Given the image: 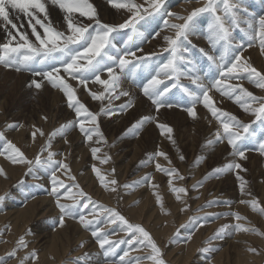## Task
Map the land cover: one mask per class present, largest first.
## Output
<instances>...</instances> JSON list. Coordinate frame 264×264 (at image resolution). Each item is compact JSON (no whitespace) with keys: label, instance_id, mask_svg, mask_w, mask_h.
<instances>
[{"label":"rangeland","instance_id":"rangeland-1","mask_svg":"<svg viewBox=\"0 0 264 264\" xmlns=\"http://www.w3.org/2000/svg\"><path fill=\"white\" fill-rule=\"evenodd\" d=\"M47 1L52 0H44ZM135 2L144 7L148 6L145 0ZM206 2L207 0H163L158 13L146 15L145 19L136 25L137 32L142 35H133L130 28L114 32L112 44L115 48L111 51L122 52L134 45L135 49L132 51L136 56L147 58L141 66L146 68L153 64L156 72L160 64L167 62L170 56V52L165 51L168 44L164 37H174L176 30L168 25L183 23L182 20L176 19V16L187 17L193 9L202 7ZM230 2L236 6L235 11L241 23L239 27L231 28L232 39L225 53V60H231L236 54H240L257 70L264 72V53L261 51L260 39L255 37L250 41L247 24L244 23V21L255 23L264 16V0ZM89 3L95 8L96 17L93 19L80 17L76 24L89 27L93 32L96 28V19H103L104 24L119 25L132 16L126 9L113 7L110 0H89ZM219 9L218 14L223 15L222 3L219 4ZM169 13L174 15H168ZM13 19L16 24L26 22L23 14H20L19 20L15 19L13 14ZM165 21L168 22L167 25ZM212 21L213 16L210 12L200 13L193 18L190 22L188 41L183 45L187 51L182 52L184 59L178 61L182 72L199 76L205 87H210L215 79L220 78L216 66L208 60V55L216 57L219 62L220 54L225 52V46L210 38L209 25ZM3 23L0 20V24ZM17 29L28 32L26 26L17 25ZM118 32L119 37L115 38L117 36L115 33ZM130 35H133L131 41L128 40ZM15 41H19V38ZM132 41L135 42L130 45ZM249 43L251 47H248ZM239 45L243 47H238ZM0 68L5 67L0 65ZM115 70L119 73L118 68ZM136 72L137 68L131 72L126 70V74L121 75L120 82L123 83L119 84L111 99L105 98L96 102L92 98L90 93L102 92L95 90L100 84L95 83L92 77L87 84L91 86L88 88L89 92L84 89L76 92L80 102L92 113L98 114L97 123L103 138L94 135L92 141H86V137L76 126V113L68 106L67 98L59 89L44 92L31 83L15 81L17 77H10L8 84L3 86L5 80L3 73H0V133L4 136V139H0V153L5 152L6 141H11L28 159L34 160L47 143L50 133L61 125L73 122V126L68 128L65 134L52 138L49 150L57 154L55 160L69 165L70 175L75 177L73 182L68 178L69 173L61 169L56 173L60 180L66 185L78 184L79 188L95 202L89 203L84 200V203H89L87 209L81 205L74 217L65 216L64 223H75L81 233L70 225L69 236H64L62 232L65 230L59 224L61 214L56 207V198L49 194L52 188V170L34 168L33 172L29 173L28 165L13 164L4 154H0V168L6 174L0 175V196L5 197L0 201V258H3V264H21V261L23 264H154L147 259L151 249L138 245L135 240L132 244L127 243L126 241L131 239L128 231L119 221L115 224L107 223L108 214L97 205L116 209L130 223L141 225L160 248L161 259L165 264H250V262L264 264V215L253 211L250 205L240 203L241 200H258V206L264 207V155L259 151V143L264 142V120H258L254 115L245 118L249 115L247 112L244 115L238 113L245 112L240 104L235 102V96L240 94L238 91L233 93L232 98L222 96L215 89L209 92L212 101L215 102L214 106L235 116L241 123L249 125V134H246V139L239 142L246 157L241 159L238 155L232 154L233 149L226 138L216 141L217 130L222 133L220 122L211 115L202 102L195 105L197 113L195 119L188 115L186 109L192 107V103L184 88L191 91L193 86L199 88L191 79L180 76L179 80L172 81L161 76L160 78L164 79L162 87L167 86L171 89L163 98L165 105L171 104L172 107L163 106L157 110L143 93L142 86L147 82L146 77L141 75L137 80ZM100 77L106 79L108 77L106 71H102ZM77 83L72 81L71 84L76 87ZM173 83H177L178 86L172 87ZM236 84H241L257 98L264 97V89L256 87L247 78L224 81L225 87ZM56 91L61 93V102L58 103L53 98L54 105L52 102H45L46 106L42 108L37 97L44 96L45 100H49ZM121 91L128 92L129 95L114 98ZM195 92L199 93L200 88ZM105 95L107 97V93ZM215 95L220 97V100L225 98L233 105L224 106L219 103L220 100L214 99ZM129 101L132 106L122 110L121 106L128 104ZM101 108L110 110L111 114H100ZM206 112L211 121L204 118ZM145 116L154 119L145 123L138 130V134L128 131ZM157 123L167 124L173 129L171 135L174 144L167 134L161 135ZM13 124L18 127H9ZM85 127L95 126L86 123ZM36 129H41L44 135L37 133L33 138L32 133ZM210 140L215 142L209 144ZM92 147L100 149L97 158L92 156ZM157 152L166 153L171 163L169 164L164 157L155 156ZM106 156L110 157L108 162L101 163ZM181 156L184 157L183 160L180 159ZM46 157L47 151L43 152L41 159L44 160ZM157 163L164 168L178 170L179 175L183 177V179L172 177L174 187L187 189V194H179L180 200H177V194L170 190L169 177L156 170ZM228 163H239L241 168L219 174L214 171ZM93 165L105 175L106 182L115 179L118 184H108L107 188L101 186L96 173L92 170ZM145 176H150L151 179L139 185L135 183ZM242 181L246 182L243 192L240 188ZM113 187L116 191H111ZM63 191L61 189L62 193ZM72 191L76 193L78 189L73 187ZM157 194L162 198V206L157 202ZM43 197L47 198L44 203ZM61 203L71 204L72 201L62 198ZM94 210L99 213L98 217L94 218ZM229 213H239L246 219L237 221ZM81 214L89 220H98L99 223L94 222L85 229L79 221ZM237 223L255 228L257 231H237L234 228ZM224 225H229V228L221 237L213 238ZM94 230L102 231L107 234L108 240L115 242L113 250L107 255L105 251L109 246L105 245V249L99 247L92 235ZM58 233H61L60 236H56L60 242H56L53 236ZM20 237H24L27 247H20L18 244ZM203 248H208L209 251L202 252ZM250 249L256 251L252 252ZM13 251L15 256L8 255ZM33 251L36 253L35 257H32ZM189 251L192 254L188 257Z\"/></svg>","mask_w":264,"mask_h":264},{"label":"snow or ice","instance_id":"snow-or-ice-1","mask_svg":"<svg viewBox=\"0 0 264 264\" xmlns=\"http://www.w3.org/2000/svg\"><path fill=\"white\" fill-rule=\"evenodd\" d=\"M112 6L118 9H126L132 13L124 23L119 25H109L103 24L96 19V28L93 31L89 30V27L79 26L73 22L72 14L78 13L81 17H88L93 19L96 17V11L89 0H52V3L56 4L66 15L64 20L67 22L66 34L63 31L57 30L50 23L45 24L43 20L38 18L37 13L44 14V20L48 19L47 7L44 0H0V20L4 22L5 30L7 35L10 37L7 43L0 44V65L6 68L14 69L17 72L29 71L33 76L42 77V80L47 81L51 84L53 88L59 89L64 96L67 98V103L70 108H73L77 121L76 126L79 127L81 133L86 137V141H92L93 136L103 138V134L100 132L97 117L98 114L92 113L86 105L80 102L77 97L76 89L71 83L61 75V72L67 74L71 79L77 80L80 85L87 86L89 78H94V82L100 84L104 87L105 92L95 93L92 92L90 95L94 100H103L105 98H113V94L119 87L121 75L133 71L139 68L142 63L147 59L146 57H137L134 51H130L125 48L124 50H116L113 53L111 50L115 48L112 44V34L118 29L130 28L133 35H142V33L137 32L136 25L145 19V16H151L154 13H158L161 9L163 0H145L148 5L137 4L135 0H110ZM223 4V15L218 14L219 4ZM235 5L230 2V0H207V2L199 8H195L187 16H176V19L182 20L183 23L168 25L170 28L175 29V36H165L164 39L168 44V48L165 51L170 52V56L167 62L160 64L159 68L156 70L155 74L151 76L150 79L142 86V90L145 96H147L152 103L159 110L160 107L167 106L172 107L171 104L165 105L164 97L171 90L164 85V79L160 77L163 76L166 79L177 81L180 76H186L191 79L193 84H196L200 88V92H194L190 89L184 88V91L191 97L192 107L186 109L188 115L192 118H196L197 113L195 111V105L202 102L204 107L209 110L211 115L220 122V127L222 128V133L217 130L215 133L216 141H222L227 139L228 144L233 149V155H238L241 159H245V151L241 149L239 142L246 139V134H249V125L241 123L235 116L222 111L221 109L213 105L212 97L209 92L212 89L220 92L222 96H228L232 98L233 93L237 91L240 93L235 96V102L240 104L241 108L245 112H250L258 120H264V97L257 98L253 93L249 92L247 89L243 88L241 84L224 86L225 80L234 79H244L247 78L249 82L253 83L256 87L264 89V72L257 70L248 59L242 58L240 54H236L231 60H225V53L228 46L230 45L232 39V27H239L241 20L239 19L236 11ZM150 9V10H149ZM210 12L213 16V21L209 25V30L211 33V39L214 42L221 43L225 46V52H222L219 56V62L217 58L208 55V60L211 61L217 68L219 79H215L210 87H205L200 81L199 76H193L190 73L182 72L178 61L184 59L182 52H186L187 49L183 48L185 42L188 41V35L190 33V22L193 18L200 13ZM143 13V14H142ZM14 18L19 20L20 14L29 18V27H31V35L35 37V42L29 39L27 32H21L17 29V25L13 22ZM168 15H174L169 13ZM35 20V24L31 21ZM247 24V29L249 31V40H253L255 37H259L261 51L264 53V16H261L255 23L244 21ZM167 25L168 22L165 21ZM7 25H11L12 29H17L16 35H13L11 31L7 30ZM36 25H39L43 32L37 31ZM23 27V25H21ZM19 36V41L13 46V41ZM128 40H132V36H128ZM238 47H243L239 45ZM248 47H251L249 43ZM142 51V49H139ZM207 55V54H206ZM127 57H133L134 59H127ZM83 61V63L81 62ZM106 61L112 62L111 64L106 63ZM40 67L37 68L36 66ZM59 65V66H57ZM115 68L119 69V73L115 72ZM106 71L108 73V79H101L100 73ZM37 89L42 87V82H37L35 79L31 81ZM177 83H173L172 87H177ZM107 93V97L105 95ZM128 96L129 93L125 91L119 92L114 98L118 99L119 96ZM254 103H258V107H253ZM131 101L128 104L121 106L122 110L131 107ZM100 114L109 115L110 110L101 108ZM223 117V119H221ZM47 119V117H43ZM154 119L151 116L142 117L139 121L132 125L128 130L130 132H136L142 128L145 123H149ZM90 123L95 127L86 128L85 124ZM22 126V125H19ZM73 126V122H68L61 125L58 129L54 130L49 134L47 143L41 148L40 153H38L34 160L28 159L24 153L11 141H6V148L4 153L5 158L10 160L13 164H25L28 165V172L32 173L34 168H42L45 170L51 169V182L52 188L50 195L56 198V207L60 211L59 224L63 226L65 216L74 217L78 208L82 205L83 208L87 209L89 203H95L91 200L82 189L79 188L78 184L66 185L60 178L56 175L61 169L65 173H69L68 178L75 181V177L70 175V168L67 163L63 161H57L54 157L56 153L50 151L52 138L57 135H63L66 133L67 129ZM9 127L15 128L18 125H9ZM157 127L160 129L161 135L167 134L168 138L172 140L173 129L164 123H157ZM242 130V131H241ZM39 133L41 136L44 135L41 129H36L32 133L33 138ZM0 139H4L3 133H0ZM215 141H208L209 144ZM174 144L175 141L172 140ZM47 151L46 159L42 160L41 155L43 152ZM259 151L261 155H264V142L259 143ZM100 152L99 148L92 147L91 153L93 158H97V153ZM157 157H164L168 160L166 153L157 152L155 153ZM110 157H105L100 162L107 163ZM181 160L184 159L183 156L180 157ZM170 164L171 161L168 160ZM241 165L239 163H228L223 168H217L214 171L219 174L232 169H240ZM92 170L96 173V176L101 184V186L107 188L108 184L117 185L118 181L115 179L108 180L106 182L105 175H102L100 170L93 165ZM156 170L163 172L169 177L168 185L173 193H176V199L180 200L179 194H187V189L184 187H174L172 177L175 176L177 179H183L179 175L178 170L174 168H164L159 163L156 164ZM114 169L112 172L114 173ZM0 175H6L2 168H0ZM150 176H145L141 181L135 182L137 185L144 181H149ZM238 179H241L238 177ZM245 183L240 185L241 191H244ZM78 189L76 193H73L72 188ZM125 187H130L125 185ZM194 188L196 185L193 186ZM63 189V193L61 192ZM111 191H116V188H111ZM71 200V204L61 203V199ZM5 199L4 196H0V201ZM157 202L162 206V198L157 194ZM87 200L89 203H84ZM240 203L250 205L253 211H258L260 214L264 215V207L258 206V200L245 201L241 200ZM98 208L102 209L108 214L107 223L115 224L119 221L120 225L128 231L131 239L126 242L132 244L133 240L136 241L138 245L143 247H148L151 249V254L147 259L154 262V264H165L164 260L161 259L162 253L158 245L155 243L150 233L147 232L141 225H135L130 223L123 215H121L116 209L105 208L103 205H97ZM234 217L235 220L241 221L246 219L239 213H229ZM94 218L99 216L98 212L93 211ZM219 215V214H217ZM195 219V218H193ZM79 221L85 229H88L94 222L99 223L98 220H89L83 214L79 215ZM183 227V226H182ZM229 225L222 226L213 238L221 237ZM235 230L245 231V232H256L255 228L245 227L243 224L237 223L234 225ZM93 237L101 249H105V245L109 247L105 251V255L113 250L115 242L107 239V234L99 230L92 231ZM190 238V237H189ZM124 243L125 241H120ZM20 247H27L24 237H20L18 240ZM83 247V244L81 245ZM202 252H208V248L201 249ZM250 251L255 252V249H250ZM10 256H15V251L9 253ZM127 252H125V256ZM36 253L33 251L32 257H35ZM27 259V257L25 258ZM123 260V257H121ZM0 264H3V258H0ZM23 264V261H21Z\"/></svg>","mask_w":264,"mask_h":264},{"label":"bare ground","instance_id":"bare-ground-1","mask_svg":"<svg viewBox=\"0 0 264 264\" xmlns=\"http://www.w3.org/2000/svg\"><path fill=\"white\" fill-rule=\"evenodd\" d=\"M45 4H46V6H47V15H48V19L47 20H44V14L43 13H37V16H38V18H40L41 20H43L44 21V23L45 24H48V23H50L53 27H55L57 30H60V31H63V29H64V31L63 32H65V33H67V34H69L68 33V31H67V22L64 20V16L66 15L56 4H54V3H52V1H47V2H45ZM11 15H13V14H11ZM80 17L81 16H79V14L78 13H73L72 14V18H73V22L76 24V23H78L79 22V20H80ZM101 23H103L104 24V20L103 19H100L99 20ZM13 22L16 24V22H15V20L13 19ZM31 23L32 24H35V20H32L31 21ZM16 25H23V26H26L27 28H28V35L30 36L29 37V39H31L33 42H35V37L34 36H32L31 35V27H29V18L28 17H26V22H23V24H16ZM36 28H37V31H39V32H43V29H41L40 28V26L39 25H36ZM93 28V27H92ZM95 29V28H94ZM7 30L8 31H11L12 33H13V35H16V32H17V30L16 29H12V27H11V25H7ZM123 32V31H122ZM121 31H120V33H122ZM119 32L118 33H115V35L117 34V36H115V38L117 37H119V34H120ZM124 35H125V33H124ZM7 38H9L10 39V37L7 35V31L5 30V25H4V23L3 24H0V44H3V43H7L8 42V40L9 39H7ZM17 38H19V36H17ZM18 42H20V41H13V46H15V44L16 43H18ZM115 70V69H114ZM115 72L116 73H118L117 72V70H115ZM0 73H3V76H4V78H3V80H5V83H4V85L3 86H6L7 84H8V80L9 79H11V78H15V77H17L16 79H15V81H23V82H27V83H31V81L33 80V79H35L37 82H42V87L40 88V90H43L44 92L45 91H47V90H49V89H54L52 86H51V84L49 83V82H47V81H44V80H42V77H39V76H33V74H29L27 71H20V72H17V71H15L14 69H11V68H3V69H1L0 68ZM61 75H63V76H65V78L68 80V82L69 83H72V81H76V83H77V80H73V79H71L70 77H68L67 76V74H65V73H63V72H61ZM106 75H108V73L106 72ZM11 77V78H10ZM132 77V76H131ZM109 77H107L106 79H108ZM124 79V78H123ZM13 82V81H12ZM123 83V81H121L120 82V84H122ZM16 84V83H15ZM14 84V85H15ZM120 86H122V85H120ZM81 87H85V86H83V85H80L79 83H77V86L76 87H74L75 89H76V92L77 91H80V90H82V89H84L86 92H89V90L90 89H88V88H90L91 86H86V88H81ZM103 87H102V85H100L99 86V88L98 89H95V90H101L102 92H103V90H105V89H103ZM135 92H136V90H134ZM11 93V92H10ZM210 96H211V94H209ZM53 98H54V100L55 101H58V103H60L61 102V99H62V97H61V93L59 92V91H56V92H54V95H53V97L52 96H50L49 97V100H45L44 99V96H40V97H37V99L39 100V102H40V105H41V107L42 108H45V102H52V105H54L55 103H54V100H53ZM214 99L215 100H220V97H218L217 95H215L214 96ZM96 102H97V100H95ZM219 103H222L224 106H226V107H229V106H232L233 104H230V103H228L227 102V100L225 99V98H222V100H220V102ZM213 104H215V102H214V100H213ZM254 106H259L258 104H253ZM216 107V106H215ZM243 110V109H242ZM244 111V110H243ZM238 113H240V114H243L244 115V113H246V112H238ZM247 113H249V115L248 116H246L245 118H248V117H250V116H252V114L250 113V112H247ZM204 118H206V119H208V120H212L211 118H209V115H208V113L206 112V114L204 115ZM251 118V117H250ZM224 147H225V145H224ZM17 175V174H16ZM5 188H7V187H5ZM47 197V196H46ZM46 197H43L42 198V202L44 203V202H46L47 201V198ZM70 225H72V228L73 229H75V230H78L80 233H81V230L79 229V227L75 224V223H72V222H67V223H64L63 224V228H64V230H65V232H62L63 234H64V236H69V234H68V231H69V226ZM60 227H62V226H60ZM60 234L61 233H58V234H54L53 236H54V239L56 240V242H60L59 240V238L58 237H56L57 235H59L60 236ZM192 253H191V251H189L188 252V257L191 255ZM53 258V257H52ZM106 264H109V263H106ZM250 264H251V262H250Z\"/></svg>","mask_w":264,"mask_h":264}]
</instances>
